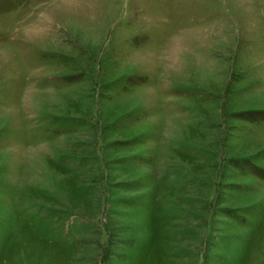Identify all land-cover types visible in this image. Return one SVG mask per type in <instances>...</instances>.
Returning <instances> with one entry per match:
<instances>
[{
    "label": "rangeland",
    "instance_id": "rangeland-1",
    "mask_svg": "<svg viewBox=\"0 0 264 264\" xmlns=\"http://www.w3.org/2000/svg\"><path fill=\"white\" fill-rule=\"evenodd\" d=\"M0 264H264V0H0Z\"/></svg>",
    "mask_w": 264,
    "mask_h": 264
}]
</instances>
